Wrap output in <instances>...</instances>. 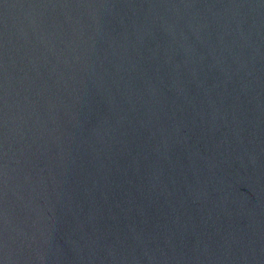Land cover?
I'll return each mask as SVG.
<instances>
[{
	"label": "water",
	"instance_id": "obj_1",
	"mask_svg": "<svg viewBox=\"0 0 264 264\" xmlns=\"http://www.w3.org/2000/svg\"><path fill=\"white\" fill-rule=\"evenodd\" d=\"M0 264H264V0H0Z\"/></svg>",
	"mask_w": 264,
	"mask_h": 264
}]
</instances>
